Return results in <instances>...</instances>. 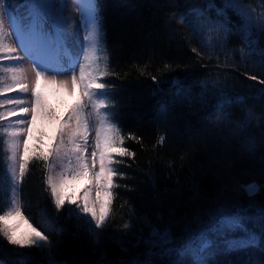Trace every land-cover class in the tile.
<instances>
[{
	"label": "trees",
	"instance_id": "trees-1",
	"mask_svg": "<svg viewBox=\"0 0 264 264\" xmlns=\"http://www.w3.org/2000/svg\"><path fill=\"white\" fill-rule=\"evenodd\" d=\"M9 2L17 15L23 11L19 7L23 0ZM237 2L256 23L264 20V0ZM210 3L223 6V0H97L107 49L104 55L113 73L104 77L114 92L108 111L123 135L139 138V142L125 141V147L135 152L133 158L117 157L124 161L115 165L123 178L116 177L121 186L114 189L112 215L104 231L119 234L129 219L134 229L122 245L105 238L102 248L94 246L75 218L68 216L67 205L56 210L45 183L50 174L45 162L33 160L19 186V196L33 225L46 229L58 264H143L146 259L152 264H179L191 260L183 246L196 242V234L207 225L216 206L222 205L221 210L231 214L249 204L233 190L237 182L264 185V123L253 120L237 132L238 122L247 113L254 117L264 113V83H260L264 58L245 47L237 27L240 20L231 10L227 16L236 22L228 24L231 33L216 38L210 21L225 23V17L218 16L215 8L209 10ZM194 7L205 10L203 19L189 12ZM252 38L264 48V32L254 28ZM253 75L258 79L248 78ZM173 79L182 81L186 91L177 95L169 83ZM205 89L210 98L222 90L241 98L242 103L230 106L228 118L221 119L211 104L201 103ZM161 136L165 139L159 144ZM249 142L254 144L251 151ZM6 155L0 136V211L7 209L11 197ZM255 201L264 205V191ZM137 217H148L162 229L171 226L175 247L163 254H157L159 250L146 253L140 240L148 236V229ZM16 253H31L34 264L45 259L36 248L18 249L0 237V262L16 264ZM207 260L209 264H264V251L229 252L218 242Z\"/></svg>",
	"mask_w": 264,
	"mask_h": 264
},
{
	"label": "snow or ice",
	"instance_id": "snow-or-ice-1",
	"mask_svg": "<svg viewBox=\"0 0 264 264\" xmlns=\"http://www.w3.org/2000/svg\"><path fill=\"white\" fill-rule=\"evenodd\" d=\"M81 3L88 5L84 20V26L88 30L84 39L88 43L81 44L79 50L73 52L70 50V42L65 34L66 25L62 14L56 12L58 6L63 8L64 5H58L54 0H23L19 6L23 11L17 15L9 0H0V54H3L0 55V60H21L19 53L22 52L32 62L35 74L34 82L30 86L22 67L0 66V70L10 74L12 81L0 87V96L11 91L25 94L30 92L29 106L19 107L25 105L26 100L29 99L24 96L0 100V107L4 105L18 107V110L12 108L6 112H0V121L7 116L30 117V119H19L14 122L16 126L3 129L8 137L4 143L11 197L7 209L0 211V237L18 249H38L45 257L40 264H58L54 255L55 246L49 235L45 234L46 229L34 226L31 218L25 215L19 196V186L33 160L45 162L47 171L51 172L52 161L63 158L61 149L65 136L71 146V154L64 153L68 157V164L57 178L54 179L50 174L45 176V183L50 188L56 210L59 211L65 206L66 200L62 194L64 189L72 182L84 180L86 186L79 198L80 202L77 203L71 197L67 198L69 204L76 205L75 209L69 208L67 214L75 218L78 226L89 235L94 246L102 248L105 238L122 245L134 229L129 219L124 222L123 230L119 234H109L104 231L112 215V205L116 196L114 189L121 186L116 183V177L123 178V173L119 172L115 165L124 161L117 157L133 158L135 152L125 147V141L139 142V138L131 133L127 136L123 135L119 126L110 119L111 113L103 111L110 107L114 96L112 86L104 80V77L113 73L109 72V57L106 54L103 57L100 55L101 52L106 53L107 49L103 40L97 0H81ZM213 8L218 16L225 17V23L210 21V26L217 32V39L221 34L231 33L232 29L228 27V24L236 23L227 16V12L231 10L240 20L237 27L242 33L241 38L245 47L249 49L250 54H258L264 58V48L258 47V39L252 38L254 28L264 32V20L256 23V18L237 0H223L222 7L210 3L208 9ZM189 12L197 20L205 17V10L198 7L191 8ZM81 13L84 15L83 9ZM53 17H55L54 21ZM180 19L183 21L184 17ZM6 24L10 31L6 30ZM9 36L14 37L13 43L8 42ZM193 51L197 50L193 48ZM65 57L69 63L67 69H61L57 65ZM165 68L170 69L171 65L165 64ZM61 75L66 78L58 79ZM248 78L258 79L254 75ZM152 80L155 83L156 77L153 76ZM169 83L176 89L177 95L186 91L183 82L179 79H173ZM260 83H264V80H260ZM3 84V78H0V85ZM42 89H52L76 97V102L65 113L66 118H58L54 112L46 110ZM200 100L205 106L211 104L214 112L220 113L221 119L228 118L230 114L227 109L230 106L242 103L241 98L229 96L222 90L212 93L210 98L208 90L205 89ZM88 106L92 111L85 113V108ZM161 110L166 109L161 106ZM90 116L94 118V123L90 122ZM38 117L59 124L57 131L53 134L52 142L46 148L39 136L36 138V144L30 147L33 128ZM253 120L264 123V113L260 117L247 113L238 122L237 132H243ZM93 130L94 138L90 137ZM20 137L24 139L21 140ZM90 138L93 139L94 145L90 152L91 163L86 155L90 147ZM164 139L165 137L161 136L158 143L162 144ZM253 147L254 144L249 142L248 150L251 151ZM97 165L98 170H96ZM233 190L244 195L249 204L241 206L239 212L233 210L231 214L222 211V205L216 206L215 210L208 215L207 225L196 234V242L194 244L189 242L183 246L185 254L191 256V260L180 261L179 264H209L207 257L217 248L218 242H221L223 249L229 252L246 253L257 249L264 251V205L255 201V197L264 191V185L256 181L247 184L237 182ZM129 211L132 209L130 208ZM133 215H135L134 212ZM137 220L148 229V236H141L140 240L145 244L146 253L159 250L157 254H163L169 247H175L176 237L171 226L162 229L148 217L142 219L137 217ZM13 221L23 222L28 226L29 231L17 235L18 224H14ZM249 223L253 226L249 227ZM237 233L239 237L236 236ZM15 255L16 264H34L31 253ZM136 264L141 262L137 261ZM143 264H152V261L146 259Z\"/></svg>",
	"mask_w": 264,
	"mask_h": 264
},
{
	"label": "rangeland",
	"instance_id": "rangeland-1",
	"mask_svg": "<svg viewBox=\"0 0 264 264\" xmlns=\"http://www.w3.org/2000/svg\"><path fill=\"white\" fill-rule=\"evenodd\" d=\"M54 2H56L58 5L65 6L63 8L58 6L56 9V12L58 14H62L63 22L66 25L65 34L68 37V41L70 42L69 43L70 50L73 52L78 51L81 44L88 43L84 39L86 35V31H88L84 26V20L86 18V12H87L88 5L86 3L82 4L81 0H54ZM81 9L84 10V15H82ZM54 20H55V17H53V21ZM6 30L10 31V29H8L7 24H6ZM7 39L9 43L14 42V37L12 36H9ZM0 55H3V54H0ZM19 55L22 57L21 60L11 61L7 59H3V60H0V66L6 67L9 65H15L18 67H22L24 69V76L26 77L28 84L31 86L35 79L32 62L27 57H25L22 52L19 53ZM100 55L103 57L104 52H101ZM68 63L69 61L65 57L64 59L61 60L60 64L57 66L60 67L61 69H67ZM0 78H3V81H4V84L0 85V87L10 84L12 82L10 79V74L2 70H0ZM64 78H66L64 75H61L58 77V79H64ZM42 91H43V95L45 98L46 110L54 112L58 118L65 117V113L69 110V107L76 102L75 96H69L60 91H56L52 89H42ZM17 96H24V97L29 98L28 100H26L25 105H21L19 107L30 105V92L26 94L19 93L18 91L6 92L4 93L3 96L0 97V100H3L7 97H17ZM12 108H17L18 110V107L15 105H4L3 107H0V112L9 111ZM91 111L92 109L90 106L85 108V113H90ZM103 111L109 112L108 108L104 109ZM19 119H30V117L19 116V115L18 116H7L5 117L4 120L0 121V136H2L4 141H6L8 137L4 133L3 129L11 127V126H16L14 125V122ZM110 119H111V116H110ZM89 120L90 122L94 123L93 117L90 116ZM58 127H59V124L57 122L55 121L49 122L47 119L38 117L36 125L33 128V139L30 141V147L36 144V138L39 136L41 137L43 141V145L46 148V146L52 142L53 134L57 131ZM90 137L94 138V130L92 133H90ZM20 139L23 140L24 137H20ZM80 143H82V141H80ZM89 145H90L89 151L88 153H86V155L89 157V163H91L90 152L92 150V146H94L93 139L91 138L89 140ZM70 147L71 146L68 144V138L67 136H65L64 145L62 146V149H61V155L63 158L55 159L52 161L53 168L51 169L50 175H52L54 179L57 178L59 173L62 171V169L67 166L68 157L65 156L64 153H68L70 155L71 154ZM74 163L75 161L73 160V164ZM96 170H98V165H97ZM85 186H86V182L84 180H80V181L72 182L68 187L64 189L62 194L65 197V200H66L65 205H67L68 209L69 208L75 209L76 205L69 204L67 202V198L71 197L73 200H76V202L79 203L80 202L79 198L83 194V191L85 190ZM10 191H11V185H10ZM94 195H95V192L93 191V196ZM13 223L18 224L17 235H20L21 233L29 231L28 226L24 224L23 222L13 221Z\"/></svg>",
	"mask_w": 264,
	"mask_h": 264
}]
</instances>
